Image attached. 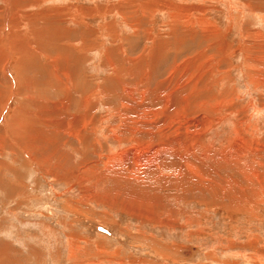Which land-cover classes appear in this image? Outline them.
Here are the masks:
<instances>
[{
	"label": "rangeland",
	"instance_id": "374dc122",
	"mask_svg": "<svg viewBox=\"0 0 264 264\" xmlns=\"http://www.w3.org/2000/svg\"><path fill=\"white\" fill-rule=\"evenodd\" d=\"M39 1L0 21V264H264V0Z\"/></svg>",
	"mask_w": 264,
	"mask_h": 264
},
{
	"label": "bare ground",
	"instance_id": "6f19581e",
	"mask_svg": "<svg viewBox=\"0 0 264 264\" xmlns=\"http://www.w3.org/2000/svg\"><path fill=\"white\" fill-rule=\"evenodd\" d=\"M17 1H20V0H17ZM22 1V9H19V10H17L16 12L18 13V14H16L17 16H18V19L16 18V19H12V20H10L9 21V19H8V10H9V8H8V6H9V1L8 0H2V3H4L5 4V9H4V11L0 14V21H3V23H4V25L5 26H7L8 24H18L19 26L20 25H22V26H24V20H23V15H22V13L24 12L23 11V9L24 8H31V9H33V10H35L37 13H35V14H33V16H36V15H38V11L39 10H37V9H39V6H40V1L39 0H21ZM126 2V1H125ZM3 4V5H4ZM12 5H16V4H12ZM20 6H21V4H20ZM27 10V9H26ZM48 12V11H47ZM47 12H43V14L44 15H47V17L48 18H53V17H55V15H54V13L52 14V12L51 11H49L48 13ZM56 14H57V12H55ZM14 14V13H13ZM39 14L40 15H42V12H39ZM15 15V14H14ZM58 17V16H57ZM35 18V17H34ZM60 21V20H59ZM262 22L264 23V17H262ZM204 23V22H203ZM199 24H202V22L200 23L199 22ZM13 27V26H12ZM11 27V28H12ZM46 32V31H45ZM41 33H42V31H41ZM48 33V32H47ZM51 35V34H50ZM49 35V36H50ZM39 36H40V34H39ZM42 36V35H41ZM54 37V36H53ZM48 38V37H47ZM59 39V38H58ZM55 40V39H54ZM181 46V45H180ZM61 47V46H60ZM57 48V47H56ZM32 50V49H31ZM62 50V49H61ZM60 50V51H61ZM69 52V51H68ZM37 53V52H36ZM69 56V55H68ZM56 66V65H55ZM65 67V66H64ZM58 69V68H57ZM67 69V68H66ZM57 71V70H56ZM59 72V71H58ZM59 74V73H58ZM67 74V73H66ZM70 75V74H69ZM69 75H67V77L69 76ZM72 76V75H71ZM58 77V76H57ZM71 79V78H70ZM57 80V79H56ZM72 80V79H71ZM71 82V81H70ZM52 84V83H51ZM69 84V83H68ZM193 87V86H192ZM55 88V87H54ZM72 88V87H71ZM188 89V88H187ZM49 94V93H48ZM71 94V93H70ZM41 103V102H40ZM180 106V105H179ZM67 109V108H66ZM179 110V109H178ZM177 113H180V112H177ZM178 116V115H177ZM39 119V118H38ZM85 119H87V118H85ZM43 120V119H42ZM48 120V119H47ZM78 121V120H77ZM87 121V120H86ZM86 121L85 120H81V122L83 123L82 124V126L81 127H79V128H77V129H79V130H75L74 132H75V134H80V133H82L83 132V128H85L86 127ZM93 122V121H92ZM57 126V125H56ZM91 127V126H90ZM80 128H82V130L80 129ZM87 129V128H86ZM148 131V130H147ZM85 132V131H84ZM154 132V131H153ZM159 132V131H158ZM168 132V131H167ZM47 133V132H46ZM51 133V132H50ZM61 133V132H60ZM149 134H152L150 131L148 132ZM148 133H147V135H148ZM52 134V133H51ZM146 134V133H145ZM156 134V133H155ZM32 135V134H31ZM34 135V134H33ZM38 135V134H37ZM132 135V134H131ZM157 135V134H156ZM49 136V135H48ZM77 136V135H76ZM120 136H122V135H120ZM150 136V135H149ZM164 136V135H163ZM114 137H115V135H114ZM129 137V136H128ZM78 139H79V136L77 137ZM123 138V137H122ZM141 138V137H140ZM145 138V137H144ZM148 138V137H147ZM153 137H151V139L149 140V141H151V140H153L152 139ZM80 139H81V137H80ZM136 139V138H135ZM138 141V143L140 144V141L139 140H136V142ZM148 141V140H147ZM143 143V142H142ZM146 144H148V143H146ZM160 147V146H159ZM159 147H157L156 146V148L157 149H155L154 150V152H158V148ZM264 147V146H263ZM142 148H144V147H142ZM108 162V161H107ZM225 164V163H224ZM180 167H181V165H180ZM190 168V167H189ZM164 169V168H163ZM177 169V168H176ZM194 169V168H193ZM162 171V170H161ZM159 172H160V170H159ZM180 172V171H179ZM178 171H177V173H179ZM168 178V177H167ZM243 179H244V177H243ZM177 180H179V178L177 179ZM231 186V185H230ZM196 188H194V190H195ZM228 189V188H227ZM231 189V188H230ZM230 189H228V190H230ZM191 191H193V190H191ZM227 191V190H226ZM225 192V191H224ZM226 194H228V193H226ZM234 194V193H233ZM229 195V194H228ZM224 197V196H223ZM232 198V197H231ZM233 199V198H232ZM232 199H230V202H231V200ZM229 200V199H228ZM235 200V199H234Z\"/></svg>",
	"mask_w": 264,
	"mask_h": 264
}]
</instances>
